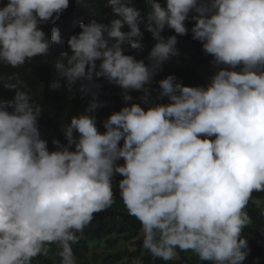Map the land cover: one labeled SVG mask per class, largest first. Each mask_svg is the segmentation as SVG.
Segmentation results:
<instances>
[{"label": "clouds", "instance_id": "9594fccd", "mask_svg": "<svg viewBox=\"0 0 264 264\" xmlns=\"http://www.w3.org/2000/svg\"><path fill=\"white\" fill-rule=\"evenodd\" d=\"M114 183L153 257L245 264L264 0H0V264H127L94 248Z\"/></svg>", "mask_w": 264, "mask_h": 264}, {"label": "trees", "instance_id": "16d2710c", "mask_svg": "<svg viewBox=\"0 0 264 264\" xmlns=\"http://www.w3.org/2000/svg\"><path fill=\"white\" fill-rule=\"evenodd\" d=\"M195 43L201 45L199 41ZM189 44L196 46L192 42H189ZM115 91L117 92L115 95L109 92H106L105 95L115 105V110L118 111L123 106V101L120 92L118 93L116 88ZM133 96L136 97L135 94ZM113 191V199H117V202H114L111 207L104 211L94 214L93 229L96 230L94 235L98 238H111L108 241L109 244L119 242V239H112L114 235H119L124 240L127 248L118 251L115 261L129 256L130 260L127 264H136L135 261H140L141 264H204V262L199 261L194 253L182 252L179 249H177L176 257L170 261L160 260L153 257L148 251L144 252L139 222L128 214L120 196L117 194L119 190L115 183L113 184ZM246 211L252 217L253 222L243 230V236L248 238L249 247L251 248V253L246 258L245 264H254L257 258H259V264H264V236H261L257 230L258 227L264 226V192H254L252 194ZM129 244H135L134 248H129ZM205 264H210V262H205Z\"/></svg>", "mask_w": 264, "mask_h": 264}, {"label": "rangeland", "instance_id": "374dc122", "mask_svg": "<svg viewBox=\"0 0 264 264\" xmlns=\"http://www.w3.org/2000/svg\"><path fill=\"white\" fill-rule=\"evenodd\" d=\"M259 193V192H258ZM110 245V246H109ZM107 245L104 241H101V242H97L95 243L94 245V248H96L98 251H111L112 253H115L117 251H120V250H124L126 249L127 245L126 243L124 242L123 239H121V241L117 244V245H114V244H109ZM134 245L135 244H129V246L131 248H134ZM126 247V248H125ZM147 251L144 249V252ZM137 262V263H136ZM136 264H141L140 261H135Z\"/></svg>", "mask_w": 264, "mask_h": 264}]
</instances>
